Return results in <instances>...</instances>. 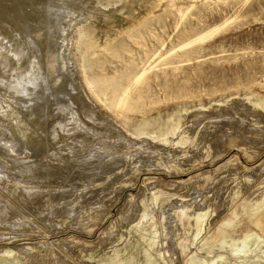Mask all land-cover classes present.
Returning a JSON list of instances; mask_svg holds the SVG:
<instances>
[{
    "label": "rangeland",
    "instance_id": "rangeland-1",
    "mask_svg": "<svg viewBox=\"0 0 264 264\" xmlns=\"http://www.w3.org/2000/svg\"><path fill=\"white\" fill-rule=\"evenodd\" d=\"M18 1L0 0V264H264V0Z\"/></svg>",
    "mask_w": 264,
    "mask_h": 264
},
{
    "label": "bare ground",
    "instance_id": "bare-ground-1",
    "mask_svg": "<svg viewBox=\"0 0 264 264\" xmlns=\"http://www.w3.org/2000/svg\"><path fill=\"white\" fill-rule=\"evenodd\" d=\"M10 1V0H9ZM21 1V0H20ZM98 2H105L106 3V1H109V0H97ZM2 2V1H1ZM14 2H17V3H19V1L18 0H14ZM18 5L19 4H17V9L19 8L18 7ZM22 5V4H21ZM13 6H15V5H13ZM7 7H8V5H7ZM27 8V7H26ZM33 9V8H32ZM7 10V9H6ZM27 10H29L28 8H27ZM33 10H35V8L33 9ZM21 11V10H20ZM38 11H39V9H38ZM27 12L28 11H26V14H27ZM41 12H43V11H41ZM37 13V12H36ZM40 14V13H39ZM38 14V15H39ZM43 14V13H42ZM61 14H62V11L60 10V11H56L55 13H54V16H53V18L51 19V22H52V26H51V30H50V37H49V42H50V44H51V46H52V51L50 52V54L48 55V61L49 62H51V66H52V68L50 67V73H51V78L53 79L54 77H53V75H52V73H53V71H51L53 68H54V65L55 64H57V66H56V70L57 71H55L56 73H58L57 74V77H61L62 76V74H63V62H62V55H63V53L66 51V43L64 42V39H63V35L65 34V28H67V25H65L66 27H63V29H61L60 28V25H59V21L61 20ZM35 16V15H34ZM41 16V15H40ZM41 21V20H40ZM42 22V21H41ZM74 22V20H73V18L71 19V21L69 22V24L71 25L72 23ZM58 40V42H57V40ZM54 46V47H53ZM57 53L58 54V58H56L55 57V55H54V53ZM30 70V69H29ZM24 74V73H23ZM35 74V73H34ZM18 76V75H17ZM31 77H33V76H31ZM25 78V77H24ZM24 78H22V79H24ZM26 78H28V77H26ZM18 78H16V82L19 80H17ZM37 80V79H36ZM53 80H55V81H57L56 79H53ZM30 80H27V82H29ZM38 81V80H37ZM37 81H35V83L37 82ZM10 82V81H9ZM21 82V81H20ZM33 82H34V79H33ZM3 83V82H2ZM29 83H31V85H33V86H36L38 83H33L32 84V81H30ZM7 84H8V82H7ZM7 84H5V85H7ZM4 85V84H3ZM3 87V86H2ZM8 87H10V86H8ZM37 87V86H36ZM5 88V87H4ZM33 88V87H32ZM31 88V89H32ZM18 89V88H17ZM34 89H35V87H34ZM8 90V89H7ZM19 90V89H18ZM25 90V89H24ZM21 91H23L22 89H21ZM16 92H18L19 93V91H17L16 90ZM27 90H25V93L26 94H24V92H23V94L26 96L27 95ZM29 92L31 93V91L29 90ZM29 94V93H28ZM30 96H31V98H30ZM30 96L28 97V99L30 98V99H32V96H33V98H34V95H31L30 94ZM22 97H24L23 95H22ZM26 100V99H25ZM33 102H34V100H32ZM25 102V101H24ZM33 102H32V104H33ZM31 104V105H32ZM21 106H22V104H20ZM24 106V105H23ZM2 107V106H1ZM7 107V106H6ZM66 107V106H65ZM3 108V107H2ZM25 109V108H24ZM64 109V108H63ZM0 110H2V109H0ZM66 110V109H65ZM68 110V109H67ZM6 112H7V109L5 110ZM27 111V110H26ZM33 111V110H32ZM6 112H4V114H6ZM3 113V112H2ZM69 113V112H68ZM67 113V114H68ZM70 115H71V113H69ZM75 114V113H74ZM62 116V115H61ZM41 120L42 119H40V121H39V124H42V122H41ZM43 120H45L44 118H43ZM61 121V120H60ZM13 122V121H12ZM61 123V122H60ZM14 124H15V122H14ZM11 125H12V123H11ZM10 125H8V127H9ZM8 127H6V128H8ZM13 128V127H12ZM15 128V127H14ZM62 129V128H61ZM14 130V129H13ZM0 131H2V129L0 130ZM10 131V130H9ZM30 131V129L29 128H25V130H24V135H25V137H28V136H30V134H32V132L30 133L29 132ZM32 131V130H31ZM11 132V131H10ZM6 133V132H5ZM9 133H7V135H8ZM10 134H12V133H10ZM15 134V133H14ZM16 135V134H15ZM6 137V136H5ZM11 137V136H10ZM10 137H9V139H10ZM13 137V136H12ZM14 138V137H13ZM2 138H0V142L1 141H3V140H1ZM6 139V138H5ZM8 140V139H7ZM11 140V139H10ZM8 140V142H4V146H6V149H8V150H12L13 152H21V151H26V150H30V152H32L33 150H36V148H37V146H35V145H31V144H29V143H27V142H25L24 140H23V138H20V137H16L15 136V138L13 139V140ZM2 145V144H1ZM11 161V160H10ZM15 162V161H14ZM28 163V162H27ZM32 166H34V165H32ZM28 167V166H27ZM36 167V166H35ZM37 167H39V166H37ZM36 167V168H37ZM41 167V166H40ZM29 168H30V166H29ZM24 168H22L21 170H23ZM38 169V168H37ZM36 169V170H37ZM40 169V168H39ZM38 169V170H39ZM20 170V171H21ZM19 171V172H20ZM17 172V171H16ZM32 172H34V171H32ZM33 174V173H32ZM35 174V173H34ZM37 175V174H36ZM70 212H71V210H70Z\"/></svg>",
    "mask_w": 264,
    "mask_h": 264
}]
</instances>
